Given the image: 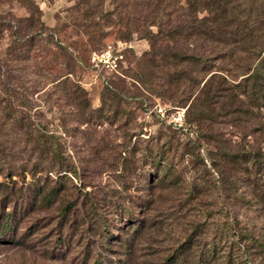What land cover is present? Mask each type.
Masks as SVG:
<instances>
[{
	"label": "rangeland",
	"instance_id": "obj_1",
	"mask_svg": "<svg viewBox=\"0 0 264 264\" xmlns=\"http://www.w3.org/2000/svg\"><path fill=\"white\" fill-rule=\"evenodd\" d=\"M261 4L241 0L249 45L163 39L151 48L146 30L155 27L141 20L155 14L165 24L162 6L0 0V62L20 69L9 71L13 80L4 72L16 87L4 96L23 128L29 122L51 135L42 162L32 143L0 127V224L15 214L11 231L0 232V264H164L185 241L180 264H264V107L236 85L244 76L236 66L257 69L258 59L231 49L258 48ZM117 41L125 42L121 76L92 68L90 53ZM174 51L206 61L175 63ZM180 70L187 75L169 80ZM63 74L102 111L78 117L48 81ZM156 105L183 108L184 129L159 120Z\"/></svg>",
	"mask_w": 264,
	"mask_h": 264
},
{
	"label": "trees",
	"instance_id": "obj_2",
	"mask_svg": "<svg viewBox=\"0 0 264 264\" xmlns=\"http://www.w3.org/2000/svg\"><path fill=\"white\" fill-rule=\"evenodd\" d=\"M126 4L130 2V0H124ZM134 6L144 7L147 9L151 7L150 12L160 10L161 6L163 7L162 12L167 17L166 23L160 21V18L154 14L153 18L147 20L143 18L142 23H146L147 25L154 26L155 31H147L146 34L150 41L151 48H154L158 41L163 39L170 40L173 43L181 42H189L190 44L195 41H200L204 43H216V44H225V45H249L251 40V34L246 31L247 24L244 21L243 16H241V0H133ZM115 4H113L114 6ZM133 5V4H132ZM169 8L170 11L164 12V8ZM115 8H113L114 12ZM182 12V18L175 17V20L171 21L170 15L175 12ZM203 11L205 14L198 16V13ZM264 5L261 4V23H262V35L264 34ZM129 20V19H126ZM31 27V26H30ZM29 27V28H30ZM145 34V35H146ZM258 45V44H256ZM183 48V47H181ZM17 49V48H13ZM232 54L233 50L237 49L239 52L243 53L247 59L257 60V69H250L249 64L245 66H236L241 67L242 69L239 72V75H244L241 80V85L238 83L237 86H242V93L249 97L250 91L254 95L253 100L259 101V103L255 104L258 107H264V56L261 57L260 54L264 52V39L260 40L258 48H250L247 46L246 48H231ZM9 60L17 61L19 59L17 56H12V53H8ZM170 58L175 63H187L191 66L199 65L201 62H205L206 58L201 54H185L183 52L174 51L169 53ZM165 53H163V56ZM25 56L24 58H27ZM238 58V57H237ZM248 60V61H249ZM203 64H201L200 68L202 69ZM200 69V70H201ZM206 70V69H204ZM7 71V77L9 80L15 79V74H9V71H20L19 68H4L3 64L0 62V127H7V129L12 133L11 138L13 140L23 139V142L32 143L31 151L37 152V156L41 158L42 162L48 161L47 156L50 152V144L49 139L51 135H49L44 130H37L30 126L29 122L25 124L24 128L21 125L20 121L23 118V115L15 114V107L12 104V101L6 99L9 96H13L16 90V87L11 84L8 86L4 83L3 77L4 72ZM172 73V74H171ZM167 73L169 76V80L173 79L172 75L175 77L185 76L187 72L179 71V72H171ZM63 76V77H62ZM13 78V79H12ZM49 83L53 85V87H57L59 91L62 92L63 97H68L70 100L74 102V107L78 109L77 116L86 115L85 119H88L90 114L95 112L102 111V105L96 109L91 110L87 103L85 102V98L81 97V93L83 92L78 85L72 82L67 76L64 74L55 78H51L48 80ZM4 94H7L8 97H5ZM115 96L113 95L114 99ZM244 110V109H243ZM114 112V111H113ZM116 113V112H114ZM75 114V113H74ZM25 118V117H24ZM26 118H28L26 116ZM85 123V121H81L80 123ZM28 124V125H27ZM15 130V131H12ZM20 137V138H19ZM30 151V150H29ZM31 153V155H33ZM247 156V155H246ZM251 159L257 160L255 156H251ZM5 164V160H3L2 154H0V170H2ZM159 164V163H158ZM157 165V164H156ZM35 167L32 164L31 168ZM12 172L7 171L6 175L10 177ZM8 185L5 187L7 191L9 190ZM53 188H50L52 191ZM7 193V192H6ZM127 215H131L129 212H126ZM14 217L15 214L13 212L6 214L3 218V223L0 224V232L3 235L5 232L11 231L12 220L11 217ZM13 219V218H12ZM135 230V229H134ZM132 231V234H135V231ZM108 239V236L106 237ZM58 243V241H56ZM123 243L128 245L127 240H124ZM185 242H182L180 245L176 247V254L172 252L166 258H164V264H180L181 261L184 260V256L181 255L184 249ZM259 244V243H258ZM126 245H121L122 248H125ZM181 250H178L180 249ZM211 251L209 255L215 251L214 246L209 248ZM260 251L264 252V245L259 244ZM124 253V252H123ZM200 255V254H199ZM215 255V254H214ZM215 257V256H214ZM214 257L211 260H214ZM201 256L196 260V263H199ZM97 258L94 259L92 264H97ZM207 262V261H206ZM113 264L122 263L121 260L115 259L112 262ZM221 264H231V259L226 257L223 262L220 261Z\"/></svg>",
	"mask_w": 264,
	"mask_h": 264
},
{
	"label": "built area",
	"instance_id": "obj_3",
	"mask_svg": "<svg viewBox=\"0 0 264 264\" xmlns=\"http://www.w3.org/2000/svg\"><path fill=\"white\" fill-rule=\"evenodd\" d=\"M125 42L117 41L108 44L100 50L92 51L89 55V63L95 70H101L116 76H121L122 65L124 63L123 47ZM154 111L159 120L171 125L175 129H184V109L174 107L165 109L160 105L154 107Z\"/></svg>",
	"mask_w": 264,
	"mask_h": 264
}]
</instances>
